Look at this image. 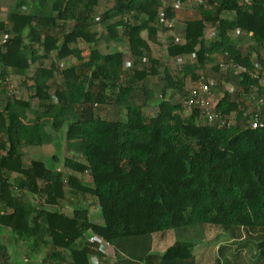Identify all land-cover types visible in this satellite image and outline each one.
<instances>
[{
  "label": "trees",
  "instance_id": "trees-1",
  "mask_svg": "<svg viewBox=\"0 0 264 264\" xmlns=\"http://www.w3.org/2000/svg\"><path fill=\"white\" fill-rule=\"evenodd\" d=\"M108 1L98 17L101 0H15L0 19V96L8 101L0 108V232L13 238L0 236V264H37L31 254L41 264H96L93 258L107 264L90 233L113 249L114 264H199L192 243L177 241L158 253L150 241L155 233L197 225L222 227L232 243L253 234L264 255V130L247 124L238 94L226 93L218 105L223 114L237 112L230 128L203 125L197 112L187 116L172 101L175 94L184 98L186 83L208 65L240 86L246 75L225 72L223 64L254 69L257 61L264 69V0L201 4L199 18L185 23V43L169 41V58L190 60L177 74L154 56L153 45L177 19L173 5L186 0ZM210 26L216 33L208 39ZM103 41L121 49L102 53ZM69 59L76 63L64 67ZM10 71L24 77L28 100L8 95ZM152 76L160 80V97L149 86ZM139 87L142 103L135 99ZM149 104L159 108L155 117L145 113ZM102 106L110 118L98 115ZM29 110L56 116L58 131L69 122L64 170L24 163L27 148L45 143L41 121H24ZM123 111L125 120L112 119ZM81 196L96 200L103 223L81 205L73 216L61 210Z\"/></svg>",
  "mask_w": 264,
  "mask_h": 264
},
{
  "label": "rangeland",
  "instance_id": "rangeland-1",
  "mask_svg": "<svg viewBox=\"0 0 264 264\" xmlns=\"http://www.w3.org/2000/svg\"><path fill=\"white\" fill-rule=\"evenodd\" d=\"M109 5L110 3L108 0H101L100 6L97 8V16L99 17L104 12H106V10L109 8ZM14 8L15 0H0V19L6 20L8 15ZM199 16L200 13L198 7L187 8L184 11L177 12V19L174 22L173 27L168 31H161L158 36V39L160 40V42L158 41L159 44L153 45L154 56L158 58L173 74H177L180 71V65L176 59L169 58L167 55V47L169 45V41L173 40L176 44L183 43L186 21L197 19L199 18ZM95 29H97L98 31H103V29L99 26ZM215 33L216 29L210 26L206 30V37L210 39L215 35ZM145 36L147 35L145 34ZM1 41L2 39L0 38V42ZM248 43L250 42L247 41L246 45ZM118 48L119 46L115 45L108 46L104 41L99 46V50L105 54ZM83 49V55L87 57L90 53V48L85 46ZM186 61L190 62V60ZM221 61H223V57H217V62L221 63ZM61 63L64 67H67L69 65L75 64L76 62L73 59H69ZM44 65L49 66L50 61L45 62ZM213 67V64L208 65L204 71H201L199 73H204V75L206 74L210 79H212L214 83L220 88V93L222 94L227 85L233 83L228 82L225 75L220 77L221 75L215 73L214 70H212ZM34 69L35 68L33 67L30 74L34 72ZM9 78L10 83L16 88L17 91L20 92L18 97H20L22 100H28V89L27 87L23 86V82L25 81L24 77L20 76L17 72L10 71ZM57 80H60V77H57ZM160 85L161 83L158 79V76H152L150 78L149 86L150 88L155 90L156 95L159 97L161 96V94L159 93ZM190 87L191 82L188 81L186 83V89H190ZM52 94H54V90H52ZM171 94L173 93L169 91L167 94V98H170ZM142 95V87H139L136 91L135 99L140 101ZM182 99L183 97L178 94H175L172 97V101L176 104H181ZM142 102L143 101L141 100L140 103ZM7 103L8 101L5 99V97L0 96V108H4ZM37 103L38 102L34 100L33 106H36ZM25 113V122L34 123L37 120L41 121L45 135V143L42 146H31L27 148L24 155V162L27 164L32 160H39L43 161L51 170L63 169L65 158L71 155L67 150L66 138L69 122H67L65 126L58 131L54 127L56 116L46 115L42 113L37 114L34 110L25 111ZM97 113L99 116L104 118H110L112 115V112L110 111L108 106L98 107ZM145 113L148 117H155L159 113V108L156 105L149 104L145 108ZM112 119L117 121L125 120V112L123 111L119 115H113ZM67 173L71 174V172L68 170ZM81 178L85 182L90 181V179L86 176H82ZM41 201L46 208L50 210H58V208L50 207L46 199ZM72 204H75L76 206L81 205L83 208H85L87 211V217L95 223H103L99 205L97 206V203L93 198L81 196L76 197L74 201L69 198V200L63 203L61 210L71 213ZM0 236H3L8 240L13 239L10 232L6 230H1ZM152 240L153 249H155L156 252L165 251L169 246L177 241L192 243L194 245V253L199 264H264V255L258 248V244L260 241L258 240L257 236L252 234L247 240L236 241L232 243L229 238V234L226 235V232L222 230V227L209 225L182 227L167 231L165 233H155L154 235H152L150 241L152 242ZM221 246L223 248L221 252H219V248ZM16 248H18V252L23 253L22 249L24 248V245ZM103 248L106 250L108 256L107 264H114L115 255L110 249V246H103ZM25 258L28 259L29 257H25L24 255L23 261H25ZM31 260L33 263L41 264V259L33 256L32 254L30 255V261Z\"/></svg>",
  "mask_w": 264,
  "mask_h": 264
},
{
  "label": "built area",
  "instance_id": "built-area-1",
  "mask_svg": "<svg viewBox=\"0 0 264 264\" xmlns=\"http://www.w3.org/2000/svg\"><path fill=\"white\" fill-rule=\"evenodd\" d=\"M206 0H186L185 5L174 4L176 12H181L187 8L199 7ZM253 0H241L242 6H249ZM176 21V20H175ZM175 21L167 22V27L171 29ZM242 35L241 31L234 33L235 38ZM247 41H253V34H249ZM185 43V38L184 42ZM183 43H180L183 44ZM179 44V43H177ZM180 67L188 62V58H176ZM254 69L241 67L234 63L223 64L222 68L225 72L230 71L234 75H246V84L244 86L228 84L224 92L220 93V88L206 75L200 74L195 82L191 81L190 89H186V96L182 99L181 107L185 115H192L194 112L199 114L200 123L206 126H218L219 128H230L237 123V112L223 114L219 111L218 105L225 97L226 93L238 94L241 99L238 100L240 109L250 128L254 130H264V69L254 61ZM126 68L130 69L131 64L127 62ZM19 91L11 84L8 89V95L15 97L19 95ZM90 243H99L101 249L106 253L103 246L108 247L99 236L90 234L87 236ZM98 264V261L93 260Z\"/></svg>",
  "mask_w": 264,
  "mask_h": 264
},
{
  "label": "crops",
  "instance_id": "crops-1",
  "mask_svg": "<svg viewBox=\"0 0 264 264\" xmlns=\"http://www.w3.org/2000/svg\"><path fill=\"white\" fill-rule=\"evenodd\" d=\"M174 59H176V58H174ZM24 161H25V159H24ZM25 163V162H24ZM31 163V162H30ZM30 163H25L26 165H30ZM60 170V169H59ZM96 201V200H95ZM97 203V202H96ZM97 206H98V203H97ZM75 208H76V205L75 204H72V207H71V213L70 212H66L68 215H70V216H73L74 215V210H75ZM99 224H101V223H99ZM91 234V233H90ZM90 234H88V235H90ZM87 235V236H88ZM173 245V244H172ZM171 245V246H172ZM170 247V246H169ZM152 248H153V243H152ZM110 249L113 251V249L110 247ZM153 251H155V249H153ZM156 252V251H155ZM161 252H164V251H158V253H161ZM113 253H114V251H113ZM108 259V258H107ZM95 260V259H94ZM117 262V259L115 258V263ZM113 264V263H112ZM237 264V263H236Z\"/></svg>",
  "mask_w": 264,
  "mask_h": 264
}]
</instances>
